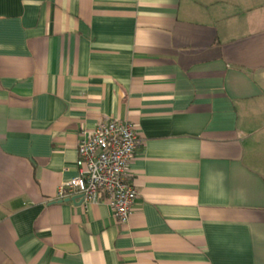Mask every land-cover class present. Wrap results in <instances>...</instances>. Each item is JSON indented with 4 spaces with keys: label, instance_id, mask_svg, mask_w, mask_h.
<instances>
[{
    "label": "crops",
    "instance_id": "obj_1",
    "mask_svg": "<svg viewBox=\"0 0 264 264\" xmlns=\"http://www.w3.org/2000/svg\"><path fill=\"white\" fill-rule=\"evenodd\" d=\"M110 121L124 223L58 197ZM0 264H264V0H0Z\"/></svg>",
    "mask_w": 264,
    "mask_h": 264
},
{
    "label": "built area",
    "instance_id": "obj_2",
    "mask_svg": "<svg viewBox=\"0 0 264 264\" xmlns=\"http://www.w3.org/2000/svg\"><path fill=\"white\" fill-rule=\"evenodd\" d=\"M79 135L76 176L60 188L58 197L80 196L84 205L105 201L114 219L124 223L138 195L129 182L127 168L141 138L132 124L122 121L101 123Z\"/></svg>",
    "mask_w": 264,
    "mask_h": 264
},
{
    "label": "water",
    "instance_id": "obj_3",
    "mask_svg": "<svg viewBox=\"0 0 264 264\" xmlns=\"http://www.w3.org/2000/svg\"><path fill=\"white\" fill-rule=\"evenodd\" d=\"M65 201L66 202H72V203H74L76 205H81L82 204V199H81L80 196H75V197H73L71 199H68V200H65Z\"/></svg>",
    "mask_w": 264,
    "mask_h": 264
}]
</instances>
